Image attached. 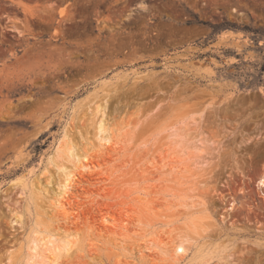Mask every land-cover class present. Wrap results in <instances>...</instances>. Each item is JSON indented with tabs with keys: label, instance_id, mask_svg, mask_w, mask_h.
Wrapping results in <instances>:
<instances>
[{
	"label": "rangeland",
	"instance_id": "obj_1",
	"mask_svg": "<svg viewBox=\"0 0 264 264\" xmlns=\"http://www.w3.org/2000/svg\"><path fill=\"white\" fill-rule=\"evenodd\" d=\"M103 79L111 85L101 87ZM95 89L98 101L108 91L123 155L93 160L95 172L114 171L107 182L75 187V210L96 215L74 217L65 231L84 248L72 264H173L140 255V237L152 229L137 221L162 225L175 214L178 221L164 231L156 224L154 236L193 235L184 209L163 200L178 185L157 178L176 164L162 159L169 144L198 139L204 164L194 169L206 174L196 194L211 217L206 245L230 252L212 264H264V194L254 181L264 172V0H0V264H25L30 236L62 223L13 181L33 169L27 176L34 184L50 180L55 188L56 167L40 173L41 162L66 123L72 142L88 150L95 98L84 96ZM105 185L114 189L106 198ZM143 185L152 190L153 209L132 202L97 209L96 202L128 199L118 191ZM14 213L23 225L10 222Z\"/></svg>",
	"mask_w": 264,
	"mask_h": 264
},
{
	"label": "bare ground",
	"instance_id": "obj_2",
	"mask_svg": "<svg viewBox=\"0 0 264 264\" xmlns=\"http://www.w3.org/2000/svg\"><path fill=\"white\" fill-rule=\"evenodd\" d=\"M123 78H125V76ZM100 84L101 87H106L109 84L111 85V81L109 79H103L100 81ZM97 90L98 89L90 91L84 96V98L93 97L96 99L91 100L92 105H94L91 116L94 132L92 135L93 139L90 140L88 138L87 140L88 150H79L76 144L72 142L69 124L66 123L62 129V133L56 140L53 150L48 153L43 162H41L42 168L40 173L44 172L49 165L56 167L58 179L55 183V188L49 190L48 186H50V180L46 183V185H42L40 182L34 184V182H32V180L27 176V174L30 173L34 174L33 169H30L27 174H22L16 177L13 181V185L19 188L20 194L28 191L29 197L37 203L35 206L39 207V203L45 202L46 207L44 208V212H46V210H50L54 217H60L62 220V223L57 224L58 226L55 227V229L52 230L44 228V231L38 230L36 232V236H30L27 245V253L24 255L25 264H72L74 257L83 255L82 250H84V248L82 244H80L81 238L75 234L72 235L70 233H66L65 231L68 230V225L70 223H75L73 220L74 217H76V219L83 217L86 220L92 218L89 221H93L95 220L94 217L96 213H90L89 210L84 208L75 210V208L77 209L80 205L74 203V198L81 194V191H76L77 189L75 187L76 185H81L84 182H88V184L93 183V179H95L98 183L107 182V180L111 179L114 171H110L109 173L95 172L94 167L96 165L93 164V160L97 162L108 161L109 159L117 160L120 155H123V147L121 145L123 138L120 137L119 133L114 132L113 128L110 126V119L112 117H110L107 109L108 91H106L103 99L98 101ZM198 140L200 141L198 142L200 146L196 144L197 141L192 142L188 146L184 145L182 142L174 145L169 144V152L162 159H168V163L174 162L176 164L172 163L173 165H169L168 172H164V176L159 175L157 178L158 180L160 179L161 181L172 182L178 185L180 192L177 193V190L173 189V186L169 189V191H166L168 193L163 196V200L167 204L168 208L176 209L177 207H182L184 209L183 212H185V214H182L185 219L184 224L188 226L193 235L182 236L178 234L177 238H171L169 241H162L163 239L160 240L157 235L154 236V231L158 234L156 231V224L161 227V231H164L167 225L178 221V216H174L175 214H173V218L166 221L162 220V225L161 221L158 219L156 222L150 221L148 218L146 221H143L140 217L137 222L152 229V233L147 232L140 237L143 246L139 247V253L142 257H145V259H147L146 257L151 258L148 254L155 253L156 255H160L162 259L171 261L173 264H212L215 259L223 260L225 262L230 256V252H227V245L216 246L213 249L207 248L206 245V238L209 237L211 227V223L209 224L206 221H208L207 219L209 218L211 219V217L207 210L205 201L196 194V190L201 182L199 178L203 174H206L204 172L202 174L197 173L196 169H194L201 167V165L204 164L202 158V152L204 149L201 146L203 145L202 143H204V140ZM180 163L182 165H180ZM163 166L165 165L163 164ZM209 176L210 175H208V177ZM254 181L262 188V193L264 194V172L260 171L256 173ZM82 189L83 191L86 190L84 187H82ZM148 189L149 188H146L143 185V188L139 189L128 188L123 191H118L117 197L123 195L124 197H128V199H121L116 203L96 202L97 209L99 210L102 205L107 209H112L116 205H121L123 208V205L130 202L134 203V205H136V207L140 210L153 209L154 206L152 203L154 202V198L152 199L149 196V193H152L150 192L152 190L149 191ZM172 189L176 192L172 193L174 192ZM113 190L106 186L102 188V193L106 198L113 192ZM167 194L172 197V201L166 197ZM175 198L177 199L175 200ZM233 199L232 202H229L230 205H234L236 202L234 201L235 199ZM125 209L127 211L135 210V208L131 209L130 205L126 206ZM229 209H232V207L230 206ZM157 216L159 217V215ZM102 218L103 221L110 222L108 217L103 216ZM10 222L23 225L22 216L18 213H14L13 219H11ZM91 226H95L94 229L98 232H103L105 231L104 229L110 230L108 227L100 228L95 224H91ZM120 227L121 229L125 228L122 225ZM59 230L63 232V234H60ZM123 231L121 233H126ZM110 232L115 235L117 234L115 233L117 231L112 229ZM149 233H151L152 236L148 237ZM180 249H183V251H180ZM8 259L9 261L12 259L11 250H9Z\"/></svg>",
	"mask_w": 264,
	"mask_h": 264
},
{
	"label": "snow or ice",
	"instance_id": "obj_3",
	"mask_svg": "<svg viewBox=\"0 0 264 264\" xmlns=\"http://www.w3.org/2000/svg\"><path fill=\"white\" fill-rule=\"evenodd\" d=\"M180 251H183V249H180Z\"/></svg>",
	"mask_w": 264,
	"mask_h": 264
}]
</instances>
